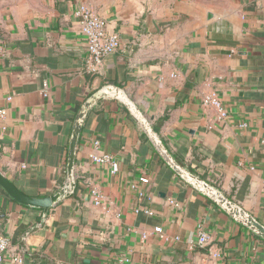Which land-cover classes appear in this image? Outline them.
Masks as SVG:
<instances>
[{
	"label": "crops",
	"instance_id": "obj_1",
	"mask_svg": "<svg viewBox=\"0 0 264 264\" xmlns=\"http://www.w3.org/2000/svg\"><path fill=\"white\" fill-rule=\"evenodd\" d=\"M82 4L121 39L99 73L87 69L74 15ZM109 84L178 161L264 223V0H0V170L33 196L62 188L75 115ZM212 91L225 118L203 105ZM95 140L113 164L90 159ZM74 174V192L46 215L0 187V232L27 252L26 264H116L125 254L134 264L264 261V240L173 172L117 99L87 115ZM93 190L115 207L93 204ZM143 206L154 214L135 211ZM200 226L220 258L197 245Z\"/></svg>",
	"mask_w": 264,
	"mask_h": 264
},
{
	"label": "water",
	"instance_id": "obj_2",
	"mask_svg": "<svg viewBox=\"0 0 264 264\" xmlns=\"http://www.w3.org/2000/svg\"><path fill=\"white\" fill-rule=\"evenodd\" d=\"M113 98L121 101L135 120L138 129L149 140L162 161L170 167L180 178L189 183L197 191L205 195L221 210L227 213L234 221L249 229L254 235L264 240V223L254 214L246 210L240 203L223 193L218 187L209 183L201 176L183 165L169 150L160 138L150 120L128 97L124 90L114 84L106 85L94 91L79 107L71 130L67 156V180L65 185L53 194L33 196L20 189L4 172L0 170V187L14 201L32 207L43 209L46 213L60 199L70 196L76 186L75 163L80 135L85 119L94 106L102 99Z\"/></svg>",
	"mask_w": 264,
	"mask_h": 264
},
{
	"label": "built area",
	"instance_id": "obj_3",
	"mask_svg": "<svg viewBox=\"0 0 264 264\" xmlns=\"http://www.w3.org/2000/svg\"><path fill=\"white\" fill-rule=\"evenodd\" d=\"M74 15L79 21L80 31L87 42V69L91 72L99 73L104 59L111 54H115L120 49V36L116 32L109 31L106 19L85 4L78 6L74 11ZM203 105L205 107L214 108L220 118H225L227 116L226 107L216 91L204 94ZM6 116L7 110L4 108L0 109V127L2 128L6 127ZM100 145L98 140L94 141L95 152L90 154V159L96 164H113L114 159L112 155L100 153ZM140 181L145 185H149L151 183V178L145 175L140 178ZM134 187H136V185H134ZM139 195L143 199L151 200L144 191L140 192ZM92 202L98 206H105V208H107V205L115 207L113 206L114 202L112 200H109L97 190H93L92 192ZM170 202L179 206V202L173 199H171ZM135 211L137 213L143 211L150 216L154 214V210L149 206L139 207ZM154 232L162 234V238L166 241L173 239L167 235H163L164 229L161 226H155ZM141 235L142 238L147 239L151 233L142 232ZM179 239V237H175V240ZM196 243L198 246L205 247L211 257L220 258L222 256L221 251L212 243L211 236L201 226L198 229ZM192 246L193 245H191V247ZM26 257L27 252L25 250L13 247L10 239L0 232V264H26ZM116 264H134V262L128 254H125ZM239 264H264V261L244 260Z\"/></svg>",
	"mask_w": 264,
	"mask_h": 264
}]
</instances>
